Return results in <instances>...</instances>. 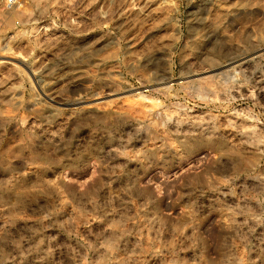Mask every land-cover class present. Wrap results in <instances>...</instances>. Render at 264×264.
Returning <instances> with one entry per match:
<instances>
[{"label": "rangeland", "instance_id": "obj_1", "mask_svg": "<svg viewBox=\"0 0 264 264\" xmlns=\"http://www.w3.org/2000/svg\"><path fill=\"white\" fill-rule=\"evenodd\" d=\"M0 264H264V0H0Z\"/></svg>", "mask_w": 264, "mask_h": 264}, {"label": "built area", "instance_id": "obj_2", "mask_svg": "<svg viewBox=\"0 0 264 264\" xmlns=\"http://www.w3.org/2000/svg\"><path fill=\"white\" fill-rule=\"evenodd\" d=\"M18 2V0H6V5L8 7H13L14 5H16Z\"/></svg>", "mask_w": 264, "mask_h": 264}, {"label": "bare ground", "instance_id": "obj_3", "mask_svg": "<svg viewBox=\"0 0 264 264\" xmlns=\"http://www.w3.org/2000/svg\"><path fill=\"white\" fill-rule=\"evenodd\" d=\"M50 97H51V95H50ZM50 97H49V99H50ZM57 97V96H56ZM51 99H53V98H51ZM54 100H55V98H54ZM58 100V99H57ZM52 101V100H51Z\"/></svg>", "mask_w": 264, "mask_h": 264}]
</instances>
